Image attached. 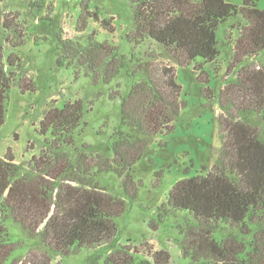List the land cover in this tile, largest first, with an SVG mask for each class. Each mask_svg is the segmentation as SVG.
<instances>
[{
    "label": "trees",
    "instance_id": "1",
    "mask_svg": "<svg viewBox=\"0 0 264 264\" xmlns=\"http://www.w3.org/2000/svg\"><path fill=\"white\" fill-rule=\"evenodd\" d=\"M131 3L134 26L127 41L136 47L151 43L179 67L195 65L194 74L202 84L210 82L203 65L215 63L221 54L220 26L232 18L243 19L245 25L238 29L236 39L228 40L232 49L228 69L236 74L219 93V162L209 172L204 169L178 181L161 206L160 218L173 215L179 220L181 250L190 264H264V64L249 62L264 53V10L258 8V0H242L240 6L226 0ZM92 21L100 32H117L113 17L106 18L98 8L82 2L75 31L82 38L74 40L72 30H60L57 64L64 67L63 58H67L66 66L76 62L86 68L95 86L108 85L133 60L121 55L114 43L99 41L98 32L86 36ZM83 35L85 44L80 41ZM2 36L13 49L24 45L25 27L17 15L4 14L0 2V128L16 83L15 71L20 68L15 53L5 58ZM146 56L137 60L134 70L144 79L123 98L122 124L129 132L115 134L112 157L75 142L84 118L81 100L45 112L39 132L49 138L41 154L31 159L28 173L18 176L11 149L0 156V264H15L10 260L19 246L12 243L5 226L9 218L43 247L39 256L31 255L28 264H50L54 256L68 257L114 243L115 221L127 205L101 188L98 176L117 175L126 195L136 199V165L153 139L174 131L185 108L176 69L155 65V53ZM19 88L23 94L34 91L27 78L19 81ZM203 93L214 98L209 87ZM119 97L115 92L110 98ZM219 230H226V237H217ZM148 254L151 259L137 248L119 246L104 264H172L167 251Z\"/></svg>",
    "mask_w": 264,
    "mask_h": 264
},
{
    "label": "rangeland",
    "instance_id": "2",
    "mask_svg": "<svg viewBox=\"0 0 264 264\" xmlns=\"http://www.w3.org/2000/svg\"><path fill=\"white\" fill-rule=\"evenodd\" d=\"M240 6L242 0H226ZM4 14L19 17L25 27L24 45L13 49L2 36L5 58L15 53L20 59L16 70V83L10 92L4 125L0 128V156L11 149L18 166V176L29 172L33 156L38 157L45 149V139L40 134V123L51 107L62 108L68 101L81 100L84 118L74 140L81 146L86 143L93 150L112 157L115 134L129 132L122 124V102L133 84L144 79L142 73L135 74L137 60H146L147 54L155 53L158 66H173L182 86V101L185 108L175 122L174 131L159 135L152 140L149 150L134 169L138 185V197L126 195L122 179L113 173L101 174L97 178L100 187L108 193L126 201L125 213L116 219L118 235L111 246L101 249L82 250L68 257L54 256L50 264H104L106 257L119 246L137 248L140 254L167 251L172 264H190L181 250L182 236L178 229L179 220L173 215L160 218L161 206L167 200L173 186L187 177L211 171L219 162L221 142L218 136V118L222 114L219 93L225 81L234 78L236 72H229L232 58L229 38L236 39L238 29L244 26L241 17L232 18L218 30L220 56L213 64H204L203 70L210 82L202 84L194 74V66L179 67L165 55L164 51L151 43L136 47L130 44L126 35L133 30L134 10L131 0H0ZM82 2L98 8L106 18L113 17L117 32L109 35L100 32L92 21L85 32H98L99 41L108 40L133 62H128L114 81L108 85L95 86L87 70L78 63L67 67L69 59L63 58L65 66L59 67V34L61 29H70L76 34ZM258 8L264 10V0H258ZM236 28V29H235ZM80 40L86 43V38ZM82 38V37H81ZM154 61V60H152ZM255 65L264 64V53L250 59ZM32 81L34 91L22 93L19 81ZM210 88L214 98L203 93ZM120 97L111 100V95ZM162 221V222H161ZM12 243L19 245L10 262L28 264L33 253L39 256L42 245L39 240L30 239L22 227L11 218L5 223ZM156 229V230H155ZM226 230H219L217 237H226ZM149 259H151L149 257Z\"/></svg>",
    "mask_w": 264,
    "mask_h": 264
}]
</instances>
